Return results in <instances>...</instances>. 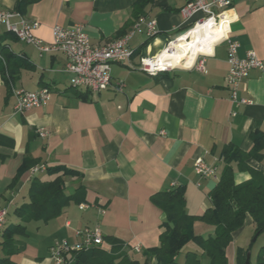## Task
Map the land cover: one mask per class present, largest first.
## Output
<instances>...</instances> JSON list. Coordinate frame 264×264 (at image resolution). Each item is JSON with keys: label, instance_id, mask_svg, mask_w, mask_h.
Here are the masks:
<instances>
[{"label": "crops", "instance_id": "obj_1", "mask_svg": "<svg viewBox=\"0 0 264 264\" xmlns=\"http://www.w3.org/2000/svg\"><path fill=\"white\" fill-rule=\"evenodd\" d=\"M136 1L33 0L19 9V0H0L1 9L38 21L35 34L47 44L53 40L55 25H83L94 46L124 35L140 19L155 21L157 28L152 37L136 33L129 43L135 51L132 59L113 64V80H124V91L110 88L91 94L71 86L63 51L41 53L0 27V47L5 55L14 54L7 66L16 76L11 81L8 73L0 71V209L7 211L0 231V257L3 230L21 223L14 211L29 201L32 180L50 181L56 176L47 170L33 172L31 167L18 175L24 163L65 166L78 172L64 178L66 194L81 202L71 200L61 215L47 223H24L26 235L15 236L22 247L11 257L16 264H54L50 246L56 240L75 242L76 229L98 224L104 238L120 240L132 258L144 261L143 250L160 244L166 217L153 195L182 186L187 212L202 216L211 206L209 192L219 180L224 151L236 147L248 151L253 145L251 133L264 132V72L252 70L241 84L238 98L249 103L233 101L225 81L229 39L239 42V56L254 50L264 59V0H233L234 18L221 23L219 39L204 55L206 71L191 66L194 60L156 75L141 69V57L159 54L204 13L186 19L181 9L189 0H153L136 19L132 12ZM42 87L52 90L46 105L15 110L16 90ZM41 129L46 136L40 135ZM197 158L218 165V177L200 176L194 168ZM248 163L264 171V161L251 158ZM236 178L243 181L249 174L237 169ZM81 203L89 207L81 209ZM255 228L249 217L233 234L228 264H239L237 249L250 246ZM194 231L209 236L214 226L198 220ZM102 246L112 247L105 239ZM189 251L196 252L203 263L210 262L193 242L176 261L184 263Z\"/></svg>", "mask_w": 264, "mask_h": 264}, {"label": "trees", "instance_id": "obj_2", "mask_svg": "<svg viewBox=\"0 0 264 264\" xmlns=\"http://www.w3.org/2000/svg\"><path fill=\"white\" fill-rule=\"evenodd\" d=\"M33 0H19L18 8ZM153 0H137L133 7V16L138 19L145 14L146 7ZM2 57V58H1ZM14 54L5 55L0 47V71L7 73L10 80L16 79L15 73L9 71L8 63ZM7 63V64H6ZM8 69V71H7ZM5 78L10 87V81ZM0 135V141L2 140ZM253 145L244 151L239 147L226 149L223 153L224 166L218 182L209 192L211 206L202 216L189 214L186 210L185 189L182 186L164 190L153 195V201L165 212L162 223L160 244L143 250L144 261L132 258L125 245L116 238H104L111 243V249L102 245L71 252L63 264H181L176 261L177 255L191 242L195 243L209 257L208 264H228L227 248L233 241V234L241 229L249 217L255 224V233H264V171L252 167L248 160L253 158L264 161V132L256 130L251 133ZM39 163L29 165L24 163L19 170L20 175L25 169L33 168ZM237 169L249 174V178L238 181ZM47 172L56 175L50 181H42L35 177L32 180L29 201L18 207L14 214L21 219V223H11L3 230L1 242L0 264H16L11 258L19 253L22 247L16 240V235L25 236L26 226L30 221L45 223L62 214L71 200L81 202V199L66 194V176L78 175L75 170L65 166L48 167ZM17 175V177H18ZM202 221L214 226V233L209 236L198 235L194 231L196 221ZM247 248L238 247L237 261L246 264ZM255 264H264V245L260 248ZM182 264H205L194 251L186 254ZM252 264V263H251Z\"/></svg>", "mask_w": 264, "mask_h": 264}, {"label": "built area", "instance_id": "obj_3", "mask_svg": "<svg viewBox=\"0 0 264 264\" xmlns=\"http://www.w3.org/2000/svg\"><path fill=\"white\" fill-rule=\"evenodd\" d=\"M233 0H189L181 9L182 15L189 19L198 12H203L204 17L198 19L193 24L214 19L215 23L220 24L226 17L231 21ZM230 21V22H231ZM4 27L7 32L14 34L19 40L33 44L42 52L61 50L66 54L67 62L64 71L71 75V86L77 89H85L88 93L99 94L108 89L116 92H123L125 81L122 79L113 80L112 66L115 63L129 62L135 51L130 48V40L136 33H144L152 37L157 33L155 21H145L140 19L132 29L124 35L109 41L100 46H94L90 42L89 35L85 27L76 24L72 27L55 25L53 27V40L47 44L43 39L35 34L40 23L25 17L16 10H5L0 8V27ZM226 35V34H225ZM180 35L179 37H181ZM178 37V38H179ZM172 40L169 43V48ZM240 44L236 40H228V63L229 70L226 75V85L231 91V98L237 103H249L246 98L239 99L238 94L243 80L250 75L252 70L264 72V59L260 58L254 50H248L244 57L239 56ZM158 54L145 55L140 59L141 69L145 72L156 75L162 71L172 68H160L152 62ZM196 68L206 71L204 55H199L195 59ZM52 90L49 87H42L37 90L29 91L18 89L15 91L17 102L15 110L23 112L33 106L46 105L51 98ZM161 133H165L163 130ZM41 136H46L44 129L40 130ZM196 172L204 177H218V165L210 164L203 158H197L194 162ZM46 164H37L32 168L33 172L44 171ZM81 209L89 207V204H79ZM7 211L0 209V231L5 226ZM77 241L70 242L67 239L56 240L50 246V257L54 264H63L67 256L74 251H81L93 246L104 243V235L101 226H85L75 230ZM139 250L140 248H136Z\"/></svg>", "mask_w": 264, "mask_h": 264}, {"label": "bare ground", "instance_id": "obj_4", "mask_svg": "<svg viewBox=\"0 0 264 264\" xmlns=\"http://www.w3.org/2000/svg\"><path fill=\"white\" fill-rule=\"evenodd\" d=\"M227 19L226 17L221 23ZM221 23H215L214 19L205 20L186 34L176 38L171 43V48H165L152 62L160 68H173L191 64L200 53H209L215 42L219 39Z\"/></svg>", "mask_w": 264, "mask_h": 264}, {"label": "rangeland", "instance_id": "obj_5", "mask_svg": "<svg viewBox=\"0 0 264 264\" xmlns=\"http://www.w3.org/2000/svg\"><path fill=\"white\" fill-rule=\"evenodd\" d=\"M198 26V25H197ZM196 26H191V27H189V28H187L184 32H182L181 34H179V35H177V36H175L172 40H175L176 38H178L180 35H183V34H186L187 33V31H189V30H191V29H193V28H195ZM171 40V41H172ZM170 41V42H171ZM170 42H168V44L166 45V47H168L169 46V43ZM165 47V48H166ZM170 48H171V45H170ZM155 55V54H154ZM71 79V78H70ZM237 172V171H236ZM252 243V245H251V262L253 263V264H255V260H256V258H257V254H258V251L260 250V247L262 246V243H264V233H262L261 235H258V234H256V233H254L253 235H251L250 236V244Z\"/></svg>", "mask_w": 264, "mask_h": 264}, {"label": "water", "instance_id": "obj_6", "mask_svg": "<svg viewBox=\"0 0 264 264\" xmlns=\"http://www.w3.org/2000/svg\"><path fill=\"white\" fill-rule=\"evenodd\" d=\"M206 53H200L198 54L199 55H205ZM197 58V57H196ZM195 65V61L194 63L191 65V66H194ZM246 264H251V251L248 252L247 254V258H246Z\"/></svg>", "mask_w": 264, "mask_h": 264}]
</instances>
